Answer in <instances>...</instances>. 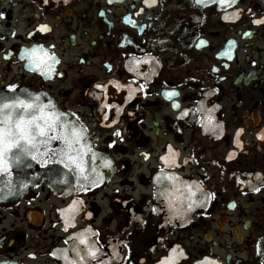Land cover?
Returning a JSON list of instances; mask_svg holds the SVG:
<instances>
[{
    "label": "flooded vegetation",
    "instance_id": "af4514ba",
    "mask_svg": "<svg viewBox=\"0 0 264 264\" xmlns=\"http://www.w3.org/2000/svg\"><path fill=\"white\" fill-rule=\"evenodd\" d=\"M9 85L83 130L98 177L0 201V264H264V0H0Z\"/></svg>",
    "mask_w": 264,
    "mask_h": 264
},
{
    "label": "snow or ice",
    "instance_id": "6c2138e0",
    "mask_svg": "<svg viewBox=\"0 0 264 264\" xmlns=\"http://www.w3.org/2000/svg\"><path fill=\"white\" fill-rule=\"evenodd\" d=\"M199 2L200 0H197V3ZM221 2H226V0H221ZM40 27L42 30L46 29L44 25ZM25 54L30 67L34 66L45 75L54 71L53 64L56 62V58L54 55L49 56L42 46L25 49ZM15 88V85L8 86L10 92H14ZM175 94L174 92L166 93V96L170 98ZM64 115V113L55 110L52 101L44 103L38 95L33 97L31 94L25 93L0 97V174L10 175L13 165L27 166L29 157L37 162L45 157L49 160L56 158L65 168L76 172L84 181L94 186L95 180L91 178L90 173H95L96 169L90 168L88 161L85 160V156L91 149L81 143L84 132L71 121L64 120ZM52 141H60L63 146L58 151L50 152L49 146ZM95 155L92 153L93 159ZM229 158H231V154ZM161 159L166 160V157H161ZM169 179L172 178L169 177ZM191 195H195V193H192L189 188V198ZM77 203L79 202L73 201L67 211L74 215L76 211L74 206ZM191 206L189 204V208ZM66 219L70 220L71 216ZM80 243L85 244L86 240L81 239ZM73 251H76L80 260H84L85 256L81 255L77 248H73ZM85 254L92 260H97L96 249L89 247ZM171 260L172 258H168L164 264H171ZM211 264H215V262H211Z\"/></svg>",
    "mask_w": 264,
    "mask_h": 264
},
{
    "label": "water",
    "instance_id": "95a60500",
    "mask_svg": "<svg viewBox=\"0 0 264 264\" xmlns=\"http://www.w3.org/2000/svg\"><path fill=\"white\" fill-rule=\"evenodd\" d=\"M44 1L51 2L52 0ZM25 93L31 94L33 97L38 95L40 100L44 103L49 101L43 95L30 93L27 91L1 93L0 97L6 95H22ZM55 110L62 113L56 107ZM63 119L72 122V119L66 114L63 116ZM83 140L81 141L82 144H84ZM52 142L51 144L53 145ZM85 160L88 161L90 168L96 169L94 164L95 158L93 159L90 153L85 156ZM90 175L91 178L96 181L98 177V170H96L95 173H90ZM41 180L64 185H90V183L84 181L83 178L78 176L76 172L65 168L64 165L59 163L56 158L49 160L47 157H45L40 162H37L36 160H32L31 157H29L27 158V166L17 167L16 165H13L10 175L4 176L0 174V201H8L20 197L25 191H27L28 188L33 187Z\"/></svg>",
    "mask_w": 264,
    "mask_h": 264
}]
</instances>
